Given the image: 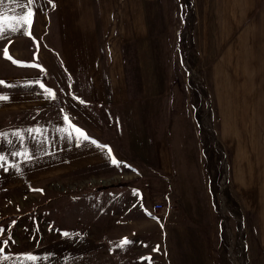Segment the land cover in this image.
Returning a JSON list of instances; mask_svg holds the SVG:
<instances>
[{"label": "rangeland", "instance_id": "1", "mask_svg": "<svg viewBox=\"0 0 264 264\" xmlns=\"http://www.w3.org/2000/svg\"><path fill=\"white\" fill-rule=\"evenodd\" d=\"M260 1L252 0L248 12L244 0H87L98 8L93 30L101 33L102 51L117 53L125 68L128 99L143 103L140 115L146 122L164 121L171 144L174 128H181L177 138L184 140L188 127L175 118L194 117L198 146L196 151H166L159 161L165 172L156 169L142 176L137 162H125L126 155L113 158L116 164L112 159L65 173H35L29 180L11 177L6 173L10 168L0 166V175L5 173L0 180V228L5 230L0 242H7L0 243V264H264V169L259 211L248 197L243 205L232 196L213 204L204 196L205 203L184 208L175 198L173 175L177 155L178 163L192 157L206 170L220 161L225 182L231 181L228 165L235 163L237 145L221 137L220 79L222 72L238 71L239 62L241 71L260 75L256 78L264 89V59L258 58L263 41L249 43ZM53 3L58 0H35L31 7L41 20L53 14ZM3 11L9 20L23 9L6 2ZM48 28L57 35L52 23ZM242 37L247 41L240 42ZM9 46L18 51L9 43L0 44V51ZM241 49L254 58L246 55L240 62ZM57 63L55 59V67ZM133 116L140 123L139 114ZM261 120L257 140L251 141L264 154V115ZM246 136L241 142L245 149L250 142ZM137 159L145 171V154ZM127 170L133 173L130 186L112 187L113 181L125 180ZM141 179L145 185L137 184ZM155 199L173 203L167 217L155 212ZM124 238L131 243L121 247ZM29 255L36 259H27Z\"/></svg>", "mask_w": 264, "mask_h": 264}, {"label": "crops", "instance_id": "2", "mask_svg": "<svg viewBox=\"0 0 264 264\" xmlns=\"http://www.w3.org/2000/svg\"><path fill=\"white\" fill-rule=\"evenodd\" d=\"M262 1L257 3L260 10L253 21L255 37H249L250 45L251 39L255 38L261 39L264 45ZM244 3L249 12L252 0H244ZM53 8V14L49 13V17L41 20L36 10L30 28L7 31L0 38V44H14L18 49L8 47L12 59H6L0 51V81L4 82L0 84V97H7L0 99V156L4 158L0 166L10 168L6 173L29 180L37 177L35 173H65L126 155L125 162L132 166L137 162L140 167L136 172L142 176L156 169L158 173L165 172L159 161L164 160L166 151H196L198 141L192 131L194 117L189 116L190 120L185 117L183 121L180 116L175 118L176 124H187L188 127L184 140L177 138L182 132L181 128L176 131L175 127L171 144L166 137V123L146 122V117L140 115L143 103L128 99L126 71L121 59L117 53L102 51L101 33L98 30L96 34L93 30L96 28L94 13L98 8L87 0H58L57 4L53 3ZM83 12L93 13L86 16ZM51 23L58 31L56 39L52 29L48 28ZM29 31L31 34H26ZM239 41L247 40L242 37ZM260 45L258 58L263 60L264 46L262 42ZM230 54L231 51L223 57V68H226V62L229 65ZM246 55L247 59L254 58L242 49L238 50L236 58L241 62ZM55 59L58 61L56 67ZM241 66L244 68L238 62V71L222 72L220 79L223 95L220 100L221 137L237 145L235 163L232 167L228 165L232 171L231 181L225 182L224 164L220 165V161L217 168L206 170L192 157L183 158V161L181 157L178 163L175 155V198L184 208L205 203L201 199L204 196L212 204L219 197L224 203L226 196H232L243 205L248 197L259 211L264 154L251 140H257L258 124L262 123L264 89L259 84L261 80L256 78L260 75L241 71ZM135 112L139 114L140 123L134 122ZM77 129L87 134L88 139H84ZM246 135L250 140L248 145L246 143L248 151L241 147ZM144 154L145 171L142 160L137 159ZM188 162L190 165H186ZM129 171L125 180L113 181L112 187L130 186L133 173ZM4 174L0 175V180ZM143 180L137 184L145 185ZM221 190L222 196L219 195Z\"/></svg>", "mask_w": 264, "mask_h": 264}, {"label": "snow or ice", "instance_id": "3", "mask_svg": "<svg viewBox=\"0 0 264 264\" xmlns=\"http://www.w3.org/2000/svg\"><path fill=\"white\" fill-rule=\"evenodd\" d=\"M8 2V3H15L17 5L18 8L23 9L22 12H20L19 16H15L12 17L11 20H7V18L5 17L4 11H3V5ZM51 2V0H50ZM35 3V0H27L26 3L23 2V0H0V38H3L5 33L7 31H17L18 28L16 27V25H20V26H28L30 28V25L32 23V20L34 18V10L32 9V5ZM26 34L30 35V31L27 32ZM4 56L6 59H12V57L10 56L8 49L5 48L4 49ZM19 63V62H17ZM4 82L0 81V84H3ZM51 94V93H50ZM0 99H7V97H0ZM77 131L80 132V135L83 136L84 139H88V137L86 136V134H84L82 132V130L77 129ZM4 158L2 156H0V161H2ZM113 164H116L117 162L115 161V159L112 160ZM3 231H5L4 229L0 228V233H2ZM65 235H68L67 233H65ZM0 243H7L6 241L4 242H0ZM131 243V241H128L127 238H124V240L121 242V247L126 246L127 244ZM3 250L0 249V252H2ZM27 259L29 260H35L36 258L29 255L27 257Z\"/></svg>", "mask_w": 264, "mask_h": 264}, {"label": "built area", "instance_id": "4", "mask_svg": "<svg viewBox=\"0 0 264 264\" xmlns=\"http://www.w3.org/2000/svg\"><path fill=\"white\" fill-rule=\"evenodd\" d=\"M153 208L156 213H162L163 216H168V212L173 208V203L163 202L162 199H155L153 203Z\"/></svg>", "mask_w": 264, "mask_h": 264}]
</instances>
